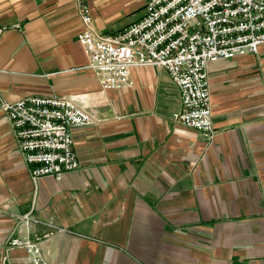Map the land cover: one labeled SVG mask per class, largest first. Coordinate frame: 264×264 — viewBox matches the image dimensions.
Returning a JSON list of instances; mask_svg holds the SVG:
<instances>
[{
	"label": "crops",
	"instance_id": "0c3cea01",
	"mask_svg": "<svg viewBox=\"0 0 264 264\" xmlns=\"http://www.w3.org/2000/svg\"><path fill=\"white\" fill-rule=\"evenodd\" d=\"M113 34L147 0H81ZM78 0H0V97L70 98L79 167L32 178L0 112V264H264V45L206 66L211 137L172 119L181 96L159 66L102 89L77 40ZM17 25V27H14Z\"/></svg>",
	"mask_w": 264,
	"mask_h": 264
},
{
	"label": "built area",
	"instance_id": "2783aa9c",
	"mask_svg": "<svg viewBox=\"0 0 264 264\" xmlns=\"http://www.w3.org/2000/svg\"><path fill=\"white\" fill-rule=\"evenodd\" d=\"M78 1L77 40L100 87H127L133 67H163L181 96V108L172 119L207 137L216 132L207 64L256 54L264 45V0H147L144 15L113 34L95 31L87 6ZM5 30L0 25V39ZM0 112L12 128L23 161L31 166L32 178L60 177L79 167L71 129L86 125L91 116L70 98L0 97ZM13 244L26 248L32 264H48L38 242L24 239Z\"/></svg>",
	"mask_w": 264,
	"mask_h": 264
}]
</instances>
